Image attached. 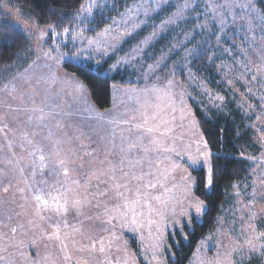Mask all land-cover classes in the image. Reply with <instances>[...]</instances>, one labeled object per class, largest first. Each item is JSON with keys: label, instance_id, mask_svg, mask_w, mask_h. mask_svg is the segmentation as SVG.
<instances>
[{"label": "rangeland", "instance_id": "1", "mask_svg": "<svg viewBox=\"0 0 264 264\" xmlns=\"http://www.w3.org/2000/svg\"><path fill=\"white\" fill-rule=\"evenodd\" d=\"M256 1L247 0L252 5L250 9H237L240 15H244L245 12L250 13L254 27L251 33L232 24L224 30H220L218 25L213 31L201 30L198 25L203 22V16L197 19L195 13H192L186 14V19L170 33L168 40L152 48L141 43L146 36L151 34L153 30L151 23L159 25L161 20L167 19L171 13L176 11L173 7H165L164 11L156 15L151 11L155 0H132L127 6L117 9L109 22L100 29H95V21L98 20L96 13L102 9L109 11L113 8L114 0H94L95 6L91 15L86 12H80L77 15L78 10L74 15L73 23L66 27L70 29L67 35L64 34L65 28L54 27L55 31L60 33L56 37H50L48 35L49 26H40L27 10L16 5L13 0H0V14L19 25L26 34L31 33L28 50L20 60L24 62L23 66L14 76L0 81V124L9 125L7 139L5 133L0 132V256L5 258L4 261H0V264H33V261L40 259L36 255L37 251L40 252L41 257L45 254H49L50 259L59 257L57 264H63L62 255L58 253L55 244L41 238L43 231H51L48 223L34 217L31 199H21L18 192V188L24 187V184L15 161L24 156L21 163L27 164L29 158L19 148L20 133L24 126L16 119V114L9 111L7 105L12 104L13 107L20 105L21 93L33 94L36 79L47 77L49 69L59 68L61 80L64 79V72L73 75L63 66L61 67L64 61L92 62L94 66L108 62V67L104 70L105 74L113 75L119 72L126 81V84H111L113 106L110 108L97 109L91 102L88 92L86 93L87 105L79 96L74 98L71 94L74 82L72 84L60 83L52 88V93L59 97L57 103L62 104L66 112L72 113L70 116L63 117L62 131L54 129L57 137L66 139L65 133L73 135L78 134V131L89 132L88 125L94 122L85 118L87 115L83 112L85 106L97 113H110L112 116L125 112L132 114V110L139 109L140 104L143 103L142 94L133 90L151 87L155 83V75L151 74L149 65H154L159 59L162 55L160 51L162 48L166 52L169 43L180 45L181 42L186 41V38H190L191 42L186 43V48L184 45L178 48L173 58L167 61L168 67L165 70V72L172 71L175 62L176 75L172 78L176 83L173 91L184 93V119H181L180 103L177 100L176 120L173 131L170 133L169 146L174 147L181 156L177 157L175 152L170 153L169 161L161 165V170L168 169L169 179L165 184L169 190L159 188L153 190V194L167 199L169 208H174L176 213L175 216L170 210L166 213L164 221L167 226L166 230L164 224L161 225L165 237L163 243L168 244V234L172 231L173 221L180 219L181 211L187 212L189 216L199 221L202 217V214L195 216L194 204L197 197L193 192L195 178L190 168H204L206 185L207 171L211 164L210 158L205 162L201 153L205 150L210 153V150L208 146L207 149L204 148L205 140L188 103L187 99L192 98L205 111L206 109L221 110L227 105L243 112L247 126L252 131V139L257 151L241 154L243 158L250 161L252 168L242 182L233 185L230 204L217 218L214 227L199 240L187 264H255L256 259L254 258L264 255V247H262L264 246V235H262L264 234V70L257 71L264 66V53L260 52V49H264V40H261L260 33V26L264 23L262 21L264 14L257 7ZM92 2L93 0H86L83 4ZM198 2L204 7L206 0H198ZM171 3L183 4L184 0H171ZM145 8L149 10V15L154 18L153 20L148 21V18L143 15ZM140 21L148 22L141 25V28L133 29L132 25ZM126 28L132 30L133 34L122 37L121 33H124ZM41 31L45 32L46 42L37 39ZM217 36L220 37L219 40ZM253 36H255V47H250L245 41L251 42ZM89 39L98 40L100 43L89 45L87 43ZM55 45L59 47L52 54L60 57L59 64L43 57V53L54 48ZM138 46L143 51L134 52L133 50ZM187 50H195L198 55L189 57L185 62L183 57ZM38 56L40 59H37ZM118 60L120 63H117ZM32 61H35V64ZM203 62L217 76L213 85L210 84L209 76H206L208 79L204 76L207 71H204ZM243 65L251 69V74L245 70ZM8 72L9 67L3 69L4 75H8ZM156 74L162 76L165 73L157 70ZM252 75H256L257 79L253 80ZM13 77L20 78L15 84L16 91L12 92L11 86L5 90V85H9ZM75 78L78 80L76 76ZM28 80H31V83H27ZM40 86L44 88L48 85L41 79ZM9 93L17 99L12 100ZM43 96L44 93L40 92L36 98L40 100ZM8 139L13 143L15 158L8 150ZM84 143L87 144L88 140L85 139ZM74 146L70 143L65 147ZM189 155L198 157L200 162L189 166L190 162L187 161ZM9 160L13 163L9 164ZM172 161L180 166L173 169ZM4 186L9 187L7 193L3 191ZM210 187L205 186L206 190ZM153 203L156 207H160L156 202ZM21 204L24 207H20ZM86 213L91 214L87 210ZM187 218L184 217V219ZM152 219L160 222L158 216H153ZM30 220H34L40 227H33L29 223ZM69 223H76V220L70 216ZM21 225L23 227H20ZM13 228L17 229L15 234L11 231ZM92 229L93 222L85 220L83 225L85 235H96ZM117 232L119 239H112L111 250L106 253L114 264H141V262L167 264L166 255L171 253L169 247L167 250L157 252L158 259L153 260L152 258L153 250L150 245L157 242L158 235L155 224L151 227V235H149L147 226L137 232L119 228ZM69 235H73L70 230ZM34 239L36 244L29 247L28 245ZM76 239L79 240L80 236L76 235ZM249 239L252 240V246L245 242ZM132 240L136 242L137 251L131 246ZM46 244L48 247H45ZM69 247L71 249V241H69ZM74 255L83 256L88 259L89 264H101L104 260V256L99 253L93 255L74 253ZM145 256L148 257L147 260ZM41 264H47V262L42 261Z\"/></svg>", "mask_w": 264, "mask_h": 264}, {"label": "snow or ice", "instance_id": "2", "mask_svg": "<svg viewBox=\"0 0 264 264\" xmlns=\"http://www.w3.org/2000/svg\"><path fill=\"white\" fill-rule=\"evenodd\" d=\"M92 3L81 4L77 13L86 12L91 15L94 7ZM165 7H173L175 12L171 13L167 19L160 21L159 25L151 23L152 32L146 36L141 43L145 46L155 48V45L168 40L171 32L175 30L181 21L186 19V14L195 13L197 19L203 16V22L198 25L201 30L213 31L215 26L224 30L229 24L238 25L246 32H253V21L249 12L240 15L237 9L246 10L252 7L247 0H206L202 7L198 0H184L183 4H172L171 0H155L151 11L159 15ZM159 10V11H157ZM143 15L148 21L154 18L149 15V10L145 8ZM148 21H140L133 24L132 28H141ZM264 21V17H262ZM115 23V22H114ZM70 29L65 28L64 34L67 35ZM107 32V29H105ZM261 40H264V23L260 26ZM132 30L125 29L124 35L131 36ZM48 35L50 37L59 36L54 26H49ZM19 38V34L13 33L0 41V47L5 42L12 43ZM26 38H31L28 33ZM75 38V34H74ZM37 39L45 41V32H39ZM220 37L217 36V40ZM180 45L169 43L167 51L162 48V55L154 65H149L152 75H155V83L151 87L144 89H134L142 94L143 103L139 109L132 110L118 116H112L110 113H97L95 110L85 106L83 112L86 113V119L93 121L88 125L89 132L78 131V134L66 135V139L57 137L54 129L63 130V117L72 115L66 112L62 104L57 103L58 95L52 93V88L57 84H72L73 97L79 96L84 104L87 105V86L76 80L74 74L63 73L64 79L61 80L60 69H49L47 77L37 78L33 87V94L21 93L20 105L13 107L8 104L10 112L16 114V119L23 124V130L20 133L19 148L22 153H26L29 161L27 164L21 163L24 156L15 161L18 166L19 176L24 187L18 188L21 199H31L33 204V215L40 221H46L51 231H43L41 238L52 242L62 255L63 264H89L88 259L83 256L76 257L74 253H88L93 255L99 253L104 256L101 264H114L106 255L111 250L112 239H119L117 229H128L131 232L142 230L145 226L149 228L151 235L152 225H156L157 242L150 245L152 248L153 260L158 259L157 252L167 250L170 245L163 243L164 231L161 225L166 220V213L171 211L176 215L175 209L169 208V201L161 195L153 194V190L166 188L165 182L169 179L168 169L161 170V165L169 161V154L175 152L177 157L181 154L175 151L174 147L169 146L171 140L170 133L173 131V125L176 120L177 100H179L181 119H184V93H175L173 91L175 81L172 77L176 75L173 63V70L165 72L167 61L173 58L181 45L186 48V43ZM250 47H255V36L252 37ZM89 45L93 43L99 45L100 41L89 39ZM59 45L43 53L47 60L59 64L60 57L53 55ZM143 51L139 46L133 50ZM264 53V49H260ZM154 54V53H153ZM198 55L195 50H187L183 59L187 62L189 57ZM27 59V57H26ZM37 59H40L38 56ZM35 64V61H32ZM117 63H120L118 60ZM62 67V65H61ZM246 71L251 74V69L243 65ZM157 70L164 75H157ZM264 70V66L257 71ZM19 77H13L9 85H5V90L11 86L12 92L16 91L15 84ZM44 80L47 87L41 88L40 81ZM256 80L257 76L252 75ZM31 83V80L26 81ZM44 93L42 99L37 100V95ZM12 100L17 99L11 96ZM223 99V97H220ZM138 113V114H137ZM7 123L0 124V132L5 133L7 139ZM88 140L85 144L84 140ZM74 147H65L68 144ZM8 150L15 158L16 153L13 150V143L7 140ZM204 148L207 149V142H204ZM201 155L207 162L210 158L208 151H203ZM187 161L189 166L198 164L199 158L189 155ZM9 164L13 161L9 160ZM180 165L171 162V167L177 168ZM186 170V169H185ZM213 183V169L208 167L206 187ZM3 191H9L8 186L3 187ZM153 202L159 204L156 207ZM20 207H24L23 204ZM195 216L202 214L206 205L199 198L195 199ZM90 212L91 214H87ZM180 219L174 220L172 231L169 235H178L181 240H187L188 235L184 232L186 227H193V216L187 212L181 211ZM72 216L76 223L70 224L69 217ZM158 216L160 222L152 219ZM184 217H188L184 219ZM11 219V217H9ZM85 220L93 222V231L96 235H85L83 225ZM33 227L39 228L34 220L29 221ZM20 227H23L21 225ZM166 224L164 229L166 230ZM69 230L73 234L69 235ZM15 234L17 229L13 228ZM195 228L193 227V232ZM76 235L80 239H76ZM264 235V234H262ZM143 240V236H141ZM71 241V249L69 247ZM178 240L176 243L179 244ZM252 246V240L245 241ZM36 240L30 242L29 247H33ZM45 247H48L46 244ZM264 247V246H262ZM39 260L33 261V264H57L59 257L50 259L49 254L41 257L40 252H36ZM195 255V253H194ZM148 259L147 256L144 257ZM0 256V261H4Z\"/></svg>", "mask_w": 264, "mask_h": 264}, {"label": "trees", "instance_id": "3", "mask_svg": "<svg viewBox=\"0 0 264 264\" xmlns=\"http://www.w3.org/2000/svg\"><path fill=\"white\" fill-rule=\"evenodd\" d=\"M86 0H13V2L27 10L40 26H54L62 29L70 26L74 21L75 13ZM132 0H114L113 8L109 11L102 9L97 12L98 20L95 29L104 27L117 9L127 6ZM256 5L264 14V0H257ZM103 18V19H102ZM108 18V20H107ZM102 19V20H101ZM97 22V23H96ZM13 33L19 38L12 42H5L0 47V81L12 77L20 70L24 62L21 57L27 52L30 39L26 38L25 31L16 23L0 14V41ZM205 77L209 76L213 85L216 75L203 62ZM63 68L74 74L79 81L87 86V92L93 105L99 110H105L111 105L112 83L126 84L119 72L113 75L105 74L108 62L94 66L92 62L82 63L64 61ZM9 67L8 75L3 69ZM2 71V72H1ZM208 79V77H206ZM188 103L194 113L196 123L210 150V164L213 169V183L209 190L205 188V170L203 167L190 168L195 178L194 194L204 202L206 207L201 220L193 219V227H186L184 232L187 240H181L178 235H169L167 242L170 245V254L166 255L167 264H187L189 257L199 240L216 224L217 218L230 204V193L235 183L242 182L249 174L252 164L243 158L244 152L256 153L257 147L252 139V131L247 126L243 112L238 108L225 106L221 110H203L196 100L188 98ZM181 242L177 244L176 242ZM132 248L137 251L135 241H131ZM255 264H264V255L256 257ZM141 264H144L141 262Z\"/></svg>", "mask_w": 264, "mask_h": 264}, {"label": "crops", "instance_id": "4", "mask_svg": "<svg viewBox=\"0 0 264 264\" xmlns=\"http://www.w3.org/2000/svg\"><path fill=\"white\" fill-rule=\"evenodd\" d=\"M110 91H111V96H112V89H111V87H110ZM113 106V100H112V98H111V105H110V107H112ZM109 107V108H110Z\"/></svg>", "mask_w": 264, "mask_h": 264}]
</instances>
